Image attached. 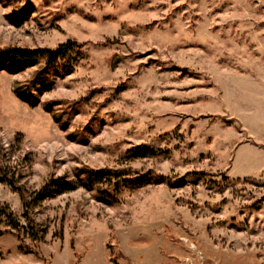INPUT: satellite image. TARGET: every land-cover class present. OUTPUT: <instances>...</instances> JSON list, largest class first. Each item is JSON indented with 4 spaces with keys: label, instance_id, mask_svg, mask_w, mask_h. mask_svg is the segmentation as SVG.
Listing matches in <instances>:
<instances>
[{
    "label": "rangeland",
    "instance_id": "obj_1",
    "mask_svg": "<svg viewBox=\"0 0 264 264\" xmlns=\"http://www.w3.org/2000/svg\"><path fill=\"white\" fill-rule=\"evenodd\" d=\"M69 39L48 82L0 56V264H264V0H0L1 49Z\"/></svg>",
    "mask_w": 264,
    "mask_h": 264
},
{
    "label": "trees",
    "instance_id": "obj_2",
    "mask_svg": "<svg viewBox=\"0 0 264 264\" xmlns=\"http://www.w3.org/2000/svg\"><path fill=\"white\" fill-rule=\"evenodd\" d=\"M28 9L24 11V14L20 12H15L16 19L22 20L28 17ZM83 44L74 40H67L66 42L60 43L55 47H36V48H27V47H8L0 48V56L5 57L9 64L10 71L16 72L23 70L28 65L39 64L43 61V65L36 68L32 75V83L38 81L48 82L51 80L52 73L61 67L72 68V58L75 54L79 53V48ZM18 95L27 100L28 98L23 96L22 92H19ZM143 156H153L160 155V152H155L153 150H140L138 148L131 149ZM196 175V174H195ZM86 179L88 182V187L94 189L98 196L102 198H111L123 187H140L149 181L152 180H164L165 176L156 175L152 176L150 172L147 173H137L130 175L128 169L126 168H100L93 169L89 168L86 171ZM69 184L63 181L60 177L51 178L49 181L45 182L37 194L31 197L27 201V207L38 205L44 198V195L47 193H52L54 190L65 191L68 189ZM5 215L4 212H1L0 217ZM9 222L6 225H2L0 222V234L2 233H11L20 242L21 249H27L26 251H31L32 248L26 244V232L22 225L19 224L18 220L12 217L10 214L7 215Z\"/></svg>",
    "mask_w": 264,
    "mask_h": 264
}]
</instances>
